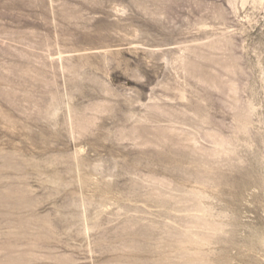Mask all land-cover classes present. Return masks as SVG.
Wrapping results in <instances>:
<instances>
[{"label": "rangeland", "instance_id": "obj_1", "mask_svg": "<svg viewBox=\"0 0 264 264\" xmlns=\"http://www.w3.org/2000/svg\"><path fill=\"white\" fill-rule=\"evenodd\" d=\"M0 264H264V0H0Z\"/></svg>", "mask_w": 264, "mask_h": 264}]
</instances>
